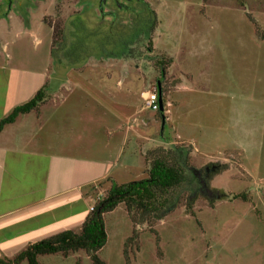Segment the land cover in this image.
Here are the masks:
<instances>
[{
  "label": "rangeland",
  "instance_id": "rangeland-1",
  "mask_svg": "<svg viewBox=\"0 0 264 264\" xmlns=\"http://www.w3.org/2000/svg\"><path fill=\"white\" fill-rule=\"evenodd\" d=\"M100 1L0 0L29 30L10 37L14 66L46 68L49 86L59 84L54 74L68 76V86L89 85L86 101L101 98L110 112L123 107L120 125L132 139L120 157L92 158L111 160L112 172L84 188L91 209L113 183L147 178L152 160L167 156L183 167L172 204L156 217L124 204L105 214L108 239L98 256L105 264H264V0H130L114 14ZM106 72L113 77L103 89ZM158 81L162 115L144 107ZM68 96L62 90L49 104L57 102L42 138L54 125L58 141L76 134L75 121L57 122L72 106ZM93 130L105 141L102 128ZM123 163L132 166L123 172ZM39 262L93 264L84 250Z\"/></svg>",
  "mask_w": 264,
  "mask_h": 264
},
{
  "label": "crops",
  "instance_id": "crops-1",
  "mask_svg": "<svg viewBox=\"0 0 264 264\" xmlns=\"http://www.w3.org/2000/svg\"><path fill=\"white\" fill-rule=\"evenodd\" d=\"M15 19L13 11L0 8V121L14 108L31 100L43 87L48 98L37 111L20 115L0 130V260L13 259L31 245L63 231L77 232L91 210L92 198L84 194V188L99 179H108L112 172L105 168L106 164L111 165V160L95 161L92 158L96 154L104 156L108 153L120 157L123 147L132 139L120 125L123 107L118 106L116 111L110 112L109 103L101 98L86 101L92 96L89 85L68 86V76L62 77L58 73L54 78L59 84L49 86L46 68L12 64L14 56H11L10 46L14 43L10 37L19 39L24 34L29 35L23 23L17 24ZM15 24L19 26L17 30ZM47 56L49 60L55 57L51 44ZM110 72H106L101 80L103 89L108 87L107 76L113 77ZM113 74L116 76L115 85L124 90L126 78L119 84L120 73ZM62 90L70 95L63 102L71 97L72 106L60 113L57 122L60 123L64 116L70 122L67 127L75 121L72 126L78 131L75 130L76 134L68 140L58 141L59 125H54L49 135L42 138L40 133L47 129L50 123L48 114L50 109L56 108L57 102L49 104ZM86 102L89 106L84 105ZM99 127L107 136L105 141L95 137L93 129ZM140 137L136 135L135 140H141ZM135 140L133 146L137 148ZM98 141L96 152L95 143ZM139 152L136 149L131 153L137 155ZM130 166L123 163L119 168L126 172ZM43 256H38V262ZM54 256L63 258L60 254Z\"/></svg>",
  "mask_w": 264,
  "mask_h": 264
},
{
  "label": "trees",
  "instance_id": "trees-1",
  "mask_svg": "<svg viewBox=\"0 0 264 264\" xmlns=\"http://www.w3.org/2000/svg\"><path fill=\"white\" fill-rule=\"evenodd\" d=\"M62 32H58L60 38H62ZM147 42L151 48V40L143 44L145 45ZM161 64L163 67L161 73H164L165 63ZM47 98L48 95L43 87L31 100L14 108L8 116L3 118L0 121V130L5 125L13 123L20 115L37 111L40 104ZM162 105L163 111L158 110L161 115L164 112L163 102ZM168 159L167 156H161L152 160L148 177L145 179L122 185L113 183L106 195L99 199L95 207L92 208L77 232L68 230L58 233L31 245L13 259L0 260V264H39L38 256L60 254L67 257L80 250H84L88 254L93 264H105L98 256V252L106 245L108 239L105 214L112 212L118 205L124 204L128 212L136 210L156 217L158 213L172 204V194L177 186L184 181V170L182 166L180 168L178 164L170 163ZM125 256L127 257V255Z\"/></svg>",
  "mask_w": 264,
  "mask_h": 264
},
{
  "label": "built area",
  "instance_id": "built-area-1",
  "mask_svg": "<svg viewBox=\"0 0 264 264\" xmlns=\"http://www.w3.org/2000/svg\"><path fill=\"white\" fill-rule=\"evenodd\" d=\"M145 109L152 111H158L160 109L159 105V90L157 86H154L149 90L145 98ZM92 210V209H91Z\"/></svg>",
  "mask_w": 264,
  "mask_h": 264
},
{
  "label": "flooded vegetation",
  "instance_id": "flooded-vegetation-1",
  "mask_svg": "<svg viewBox=\"0 0 264 264\" xmlns=\"http://www.w3.org/2000/svg\"><path fill=\"white\" fill-rule=\"evenodd\" d=\"M126 1H130V0H102V6H100V7L102 9V12H105L104 6L108 4L109 8H110V11H106V12H108L110 14H114V10H116V9L118 10L119 8L121 9V8H124V7L127 6L125 4ZM6 10L9 11V12L13 11V14L15 15V17H17L16 16V11L13 8L12 4L8 5V7H6ZM3 15H4V13H3Z\"/></svg>",
  "mask_w": 264,
  "mask_h": 264
},
{
  "label": "water",
  "instance_id": "water-1",
  "mask_svg": "<svg viewBox=\"0 0 264 264\" xmlns=\"http://www.w3.org/2000/svg\"><path fill=\"white\" fill-rule=\"evenodd\" d=\"M100 6H102V0L100 1ZM157 87L159 90V105H160V111H163V105H162V87L160 81L157 82ZM165 124V118L164 115L162 117V128L164 127Z\"/></svg>",
  "mask_w": 264,
  "mask_h": 264
}]
</instances>
